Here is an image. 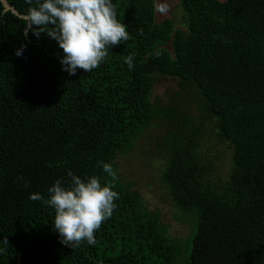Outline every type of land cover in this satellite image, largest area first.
<instances>
[{
	"label": "trees",
	"instance_id": "trees-1",
	"mask_svg": "<svg viewBox=\"0 0 264 264\" xmlns=\"http://www.w3.org/2000/svg\"><path fill=\"white\" fill-rule=\"evenodd\" d=\"M12 2L26 14L25 0ZM113 3L129 39L69 75L56 40L25 36L26 19L0 0V264H264V0H179L181 19L160 21L156 0ZM162 75L192 87L198 115L162 104ZM162 123L153 150L188 236L120 173V157ZM69 170L119 193L93 245L60 243L54 209L29 199Z\"/></svg>",
	"mask_w": 264,
	"mask_h": 264
},
{
	"label": "clouds",
	"instance_id": "clouds-1",
	"mask_svg": "<svg viewBox=\"0 0 264 264\" xmlns=\"http://www.w3.org/2000/svg\"><path fill=\"white\" fill-rule=\"evenodd\" d=\"M27 27L37 38L46 33L56 40L63 57L62 70L75 75L78 69L91 72L97 69L108 55V48L118 46L129 39L127 25L117 19L113 0H25ZM163 7L160 11H164ZM17 54H20L18 50ZM133 56L125 58L129 70L133 69ZM102 169L114 181L116 174L109 163L99 162ZM70 180L61 179L47 189V198L32 193L29 199L42 201L54 209V229L60 243L78 247L87 242L95 244V233L102 223L113 214L119 193L112 183L101 184L92 175L81 178L71 170Z\"/></svg>",
	"mask_w": 264,
	"mask_h": 264
},
{
	"label": "rangeland",
	"instance_id": "rangeland-1",
	"mask_svg": "<svg viewBox=\"0 0 264 264\" xmlns=\"http://www.w3.org/2000/svg\"><path fill=\"white\" fill-rule=\"evenodd\" d=\"M165 10L162 12L160 8ZM157 20L166 18L181 19L179 0H156ZM177 25H179L177 23ZM171 47V44L168 45ZM155 94L162 104L171 102H183L187 111L198 115L199 110L189 102L195 98V91L191 86H183L179 79L171 76H159ZM179 94V96H178ZM162 123L160 128H150L136 142L133 151L125 154L118 160L120 173L127 182L134 183V189L138 190L145 198L148 206L152 209L160 208L163 212L164 221L170 225L171 233L178 236H188L190 233L189 224L179 221L177 208L173 204L168 186L163 180V173L166 168L161 157L154 148L155 139L161 136L166 129ZM218 149L230 158L228 151ZM228 173L227 161L221 160L218 169L214 172L215 177L225 176ZM185 252V251H184ZM186 255V252H185ZM186 261L182 258V264Z\"/></svg>",
	"mask_w": 264,
	"mask_h": 264
},
{
	"label": "water",
	"instance_id": "water-1",
	"mask_svg": "<svg viewBox=\"0 0 264 264\" xmlns=\"http://www.w3.org/2000/svg\"><path fill=\"white\" fill-rule=\"evenodd\" d=\"M3 6L5 7V10L11 11V15L17 14L22 18H25L26 14L23 13L21 10H19L18 8L15 7L14 3L12 2V0H1ZM17 264H23L22 261L19 259Z\"/></svg>",
	"mask_w": 264,
	"mask_h": 264
}]
</instances>
